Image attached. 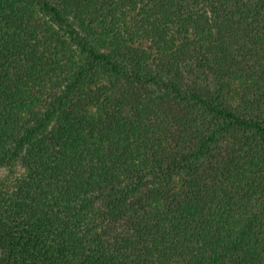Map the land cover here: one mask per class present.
<instances>
[{
    "label": "trees",
    "instance_id": "trees-1",
    "mask_svg": "<svg viewBox=\"0 0 264 264\" xmlns=\"http://www.w3.org/2000/svg\"><path fill=\"white\" fill-rule=\"evenodd\" d=\"M0 264H264V0H0Z\"/></svg>",
    "mask_w": 264,
    "mask_h": 264
},
{
    "label": "rangeland",
    "instance_id": "rangeland-1",
    "mask_svg": "<svg viewBox=\"0 0 264 264\" xmlns=\"http://www.w3.org/2000/svg\"><path fill=\"white\" fill-rule=\"evenodd\" d=\"M5 174H7V171H0L1 176H4Z\"/></svg>",
    "mask_w": 264,
    "mask_h": 264
}]
</instances>
